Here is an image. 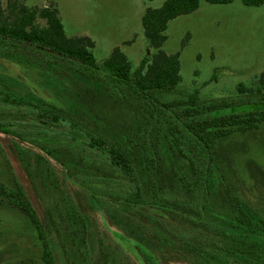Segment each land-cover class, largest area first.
Segmentation results:
<instances>
[{
	"label": "trees",
	"instance_id": "obj_1",
	"mask_svg": "<svg viewBox=\"0 0 264 264\" xmlns=\"http://www.w3.org/2000/svg\"><path fill=\"white\" fill-rule=\"evenodd\" d=\"M205 1L228 4L232 0ZM241 2L251 7L264 5V0ZM198 7V0H164L159 8H147L141 25L151 53L132 68L118 47L98 64L92 52L93 41L88 37L67 36L53 5L38 8L7 0L1 7L0 3V60L51 70L60 67L70 70L84 84L110 83L117 91H129L138 111L135 127L132 125L120 133L97 134L66 119L61 109L40 98L9 94L0 89L1 104L18 113L13 123L0 121V133L14 135L19 143L24 142L26 135L50 133L56 141L43 146V154L63 159L57 162L61 168L91 193L102 192L115 207L133 210L138 206L172 215L179 223L143 216L183 248L189 264H230L220 255L244 254L262 262L264 216L252 209L234 188L221 182L225 179L220 174L218 145L235 134L264 128V71L256 77L254 89L237 86L243 94L237 102L223 100L206 105L200 102L197 92L173 101L159 98L161 92L172 91L180 83L179 54L161 50L168 23ZM51 59L65 61L72 67L56 65ZM3 70L0 65V81ZM115 93L110 89V96ZM254 96L259 99L252 100ZM250 105L254 109L223 113ZM13 126H19L23 134ZM58 128H64L65 138H58ZM164 154L175 158L169 171L162 169ZM64 159L70 160L68 166ZM83 164H89L91 170L84 169ZM165 177L169 195L162 187ZM0 206L17 211L27 220L39 242L42 263L57 264L42 219L19 182H14L13 187L0 182ZM66 218L69 245L81 258L78 264H89L84 218L70 204L66 206ZM108 218L117 226L131 227L133 222L125 216L110 214ZM147 234L155 236L151 231ZM134 240L137 254L145 264H159L146 246ZM160 242L175 250L169 241Z\"/></svg>",
	"mask_w": 264,
	"mask_h": 264
},
{
	"label": "rangeland",
	"instance_id": "obj_2",
	"mask_svg": "<svg viewBox=\"0 0 264 264\" xmlns=\"http://www.w3.org/2000/svg\"><path fill=\"white\" fill-rule=\"evenodd\" d=\"M6 1L0 0L1 7L5 6ZM16 1L38 8L53 5L67 36L88 37L93 41L92 52L98 64L109 56L113 48L118 47L132 68L137 67L140 60L151 53L143 37L141 18L147 8H159L164 2ZM198 1L199 7L194 12L168 23L166 41L161 50L167 54H179L180 83L172 91L161 92L159 98L173 101L197 92L200 102L206 105L223 100L237 102L243 98L237 86L254 89L256 77L264 71V5L244 6L241 0H232L228 4ZM52 62L64 67L71 66L57 59ZM0 65L4 69L0 81L1 90L9 94L40 98L61 109L66 119H72L88 131L114 134L132 125L135 127L138 111L127 90L117 91L112 84L100 81L98 84H84L70 70L64 69L65 72L60 67L51 70L4 59L0 60ZM73 67L76 68V65ZM112 88L116 92L113 97L109 94ZM258 97L254 96L252 100L257 101ZM252 109V105L242 106L224 110L223 113ZM17 114L0 101L1 122L13 123L18 118ZM18 127L13 126L23 134V130ZM56 132L60 135L58 138L67 135L64 128H58ZM55 141L50 133L26 135L21 143L12 134L0 133V182L7 187H13L14 182H19L24 188L42 219L57 264H78L81 259L67 239L68 204L84 218L85 250L89 264H145L142 256L137 254L134 238L151 251L159 264H189L183 248L174 243L158 225L150 223L143 216L149 215L169 224L179 223L172 215L138 206L133 210L115 207L108 203L102 192L91 193L89 188L61 168L57 162L63 159L43 154L41 148ZM218 156L220 174L225 179L221 182L234 188L252 209L264 216V128L235 134L223 140L218 145ZM162 159V169L169 171L175 158L171 154H164ZM64 160L68 166L70 160ZM81 166L91 170L89 164ZM162 185L164 193L169 195L166 177ZM110 214L129 217L133 220L131 227L115 225L108 218ZM149 231L155 236H149ZM164 239L170 242L171 247L174 245V251L162 245L160 241ZM220 257L230 264L264 262L248 254ZM0 264H43L39 242L27 220L17 211L2 206Z\"/></svg>",
	"mask_w": 264,
	"mask_h": 264
}]
</instances>
